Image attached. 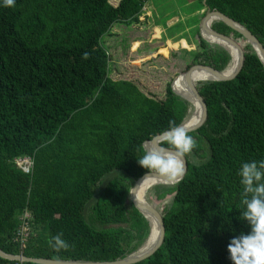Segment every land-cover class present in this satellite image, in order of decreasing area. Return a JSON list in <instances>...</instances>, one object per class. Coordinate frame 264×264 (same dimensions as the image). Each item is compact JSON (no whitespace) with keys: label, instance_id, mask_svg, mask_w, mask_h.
<instances>
[{"label":"trees","instance_id":"obj_1","mask_svg":"<svg viewBox=\"0 0 264 264\" xmlns=\"http://www.w3.org/2000/svg\"><path fill=\"white\" fill-rule=\"evenodd\" d=\"M146 1L15 0L7 7L0 0L4 253L109 262L131 255L146 241L139 252L149 245L150 224L127 203L130 186L147 172L136 159L145 152L142 144L166 131L170 121L180 125L187 120L183 118L190 103L174 94L172 79L162 98L131 81L114 79L101 44L115 23L137 18ZM203 1L206 10L239 23L264 48V0ZM211 28L243 40L244 64L232 80L194 82L207 117L189 132L197 146L185 157L183 178L173 186L151 188L158 200L172 194L167 209L160 212L164 240L135 264H232L227 244L233 235L248 231L240 217L243 186L238 171L243 162L264 160V67L237 32L218 20ZM199 34L195 47L182 49L184 69L202 63L224 72L230 55ZM191 74L213 73L196 69ZM180 89L192 95L185 82ZM202 146L208 149V159L194 163L192 156L203 157L198 153ZM17 158L32 160L30 173L16 167ZM112 172H121L125 179L113 178L101 188L90 206L95 221L91 224L85 218L86 205ZM151 178L158 177L147 176L139 183ZM24 211L30 215V232L20 242L16 231ZM57 233L69 243L67 250L56 252L49 246V238ZM0 264L33 263L0 258Z\"/></svg>","mask_w":264,"mask_h":264},{"label":"rangeland","instance_id":"obj_2","mask_svg":"<svg viewBox=\"0 0 264 264\" xmlns=\"http://www.w3.org/2000/svg\"><path fill=\"white\" fill-rule=\"evenodd\" d=\"M206 11L203 0H147L137 18L127 22L115 23L110 32L104 35L101 40L102 47L108 55L110 75L114 79L131 81L137 84L143 92L162 98L166 83L172 79V84L178 76L186 71L184 69L186 52H183V48L179 49L177 44L172 43H179L180 39H184L187 42L185 50L192 49V46L195 47L197 32L199 33L200 23ZM154 29H157L159 40L151 39L152 35L157 38ZM167 41L172 45L169 48V53L165 52L167 57L163 58L158 54L164 51L161 50V43L165 44ZM236 41L239 45L244 43L243 40ZM211 45L223 49L220 45ZM241 47L243 50L244 46ZM131 50H136V52ZM173 52L176 53V58L179 60L175 59V56L172 55ZM177 97L179 98V96ZM189 108H191L190 105ZM189 108L183 120L187 119L186 121H188L191 117V115L189 116ZM144 150H147L146 147ZM198 153L203 157L199 159L192 156L194 163H201L208 159L207 147L202 146ZM121 174V172H112L102 179L94 198L86 205L85 218L89 223L95 224L90 214V206L99 191L113 178L125 179ZM131 188L130 186L129 192ZM151 188L145 194V202L152 206L155 205V208L162 214L167 209L172 194L158 200L152 196V193L150 194ZM129 192L127 203L131 202Z\"/></svg>","mask_w":264,"mask_h":264},{"label":"clouds","instance_id":"obj_3","mask_svg":"<svg viewBox=\"0 0 264 264\" xmlns=\"http://www.w3.org/2000/svg\"><path fill=\"white\" fill-rule=\"evenodd\" d=\"M3 4L11 7L15 0H3ZM196 146L189 126L170 121L168 129L155 136L151 147L136 160L147 170L146 175L155 173L176 180L185 174V157ZM238 175L243 186L240 217L246 221L248 231L230 238L227 244L229 259L232 264H264V160L243 162ZM132 193L135 198L134 188ZM48 244L56 252L70 247L62 233L51 236Z\"/></svg>","mask_w":264,"mask_h":264},{"label":"water","instance_id":"obj_4","mask_svg":"<svg viewBox=\"0 0 264 264\" xmlns=\"http://www.w3.org/2000/svg\"><path fill=\"white\" fill-rule=\"evenodd\" d=\"M214 20H218V21L223 22L230 29H232L233 31H235L239 35H241L242 38L244 39V41L253 48L256 56L258 57V59L260 60L261 64L264 67V48L260 44V42L256 39V37H254L242 25H240L239 23L235 22L234 20L226 17L225 15L221 14L220 12L207 10L204 18L202 19V21L200 23L201 25H200L199 33L201 35V38H203L208 43L220 45L223 48L225 47L223 45L224 43L227 45L236 47L238 50V53H239V65H238L236 72H234V74H232L229 77L222 76L220 73H222L223 71L216 69L214 66L208 65V64H202V63H197V64L191 65L184 73L181 74V76L184 79V82L186 84L187 89L196 99H198L200 101V103L202 105V110H203L202 111V117H201L200 121L196 125L189 127V132H192V131L199 129L204 124L206 117H207V108H206L205 101L202 98V96L200 95V93L198 92V90L196 89V87L194 85L195 81L192 80L191 73L196 69L208 70L215 75V78L203 79L201 81H228V80L234 79L240 73V71L243 67V64H244V53H243L241 46L238 44V42L236 40L232 39L231 37L226 36V35L221 34V33H218L217 31L212 29L211 28V22ZM207 21H208V23H207ZM172 85H173V83L171 84V88H172ZM172 90H173V88H172ZM178 96L184 100V98L181 95H178ZM180 125H183V123H181ZM161 134H159V135H161ZM159 135H156V136H159ZM153 138L149 141H146V142H152ZM146 142H144L142 144L143 149H145V143ZM186 171H187V161L185 158V172ZM145 175H146V173L134 182L132 188L130 189L129 196H130L132 205L139 211V213L146 219L147 222H148V219H147L146 214L154 216V218L157 220L159 237H158V240L155 242V244L152 246V248H150L148 251L143 252V253H139V251L141 250L143 245L146 243L145 242L136 252L132 253L131 255H128L125 258H122L119 260L109 261V262H80V261L36 259V258H27L23 255L6 254L1 250H0V258L6 259L9 261L22 262V263L26 262V263H33V264H135V263H138V262L148 258L159 248V246L161 245V243L164 240V233H165L164 222H163V219H162L160 212L155 208V206H152L147 202L144 204H139L134 199L132 192H133V188L136 189L139 181L141 179L147 177V176H154V177H158V178H164V177H161L155 173L150 174V175H146V176ZM183 176L176 179L175 181L178 182L179 180H181L183 178ZM165 180H168V179L165 178ZM158 184H165L166 185L167 182L163 181V182H160Z\"/></svg>","mask_w":264,"mask_h":264},{"label":"bare ground","instance_id":"obj_5","mask_svg":"<svg viewBox=\"0 0 264 264\" xmlns=\"http://www.w3.org/2000/svg\"><path fill=\"white\" fill-rule=\"evenodd\" d=\"M208 23V21H207ZM201 36V35H200ZM203 39V38H202ZM204 40V39H203ZM207 42V41H206ZM208 43V42H207ZM212 44V43H210ZM225 47L223 48L227 53L230 54V57H231V62H230V65L229 67L222 73H220L222 76H226V77H229L231 76L232 74H234V72L236 71L237 69V66H238V61H239V57H238V54L236 53V51L232 48V46L230 45H227V44H223ZM191 77H192V80H194L195 82L196 81H201L203 79H213L215 78V75L214 74H191ZM184 83V79L182 76L180 77H177V79L174 80L173 82V85H172V88L173 90L178 94V95H181L184 100L186 99V101L188 103H190L191 107H192V114H191V117H189L188 121H185L183 123L184 126H189V127H192L194 125H196L201 117H202V105L200 104V102L192 95L188 94V93H185L183 92L181 89H180V85ZM171 88V90H172ZM172 90V91H173ZM173 91V92H174ZM174 92V93H175ZM175 93V94H176ZM176 94V95H177ZM177 95V96H178ZM151 143L152 142H146L145 143V147L146 149L148 150L150 147H151ZM17 167V166H16ZM19 169V168H18ZM167 182L166 185H173L175 184V180H165V178H151V179H148V180H144L142 182H140L136 189H135V200L139 203V204H144L146 203L145 202V194L146 192L152 187V186H156V185H165V184H158L160 182ZM177 183V182H176ZM156 184V185H155ZM133 197H134V194H133ZM147 215V219H148V223L150 224L151 228H152V231H153V234H152V239L149 243V245L141 252L139 253H143V252H146L148 251L150 248H152V246L155 244V242L158 240V237H159V230H158V223H157V220L154 218V216L152 215H149V214H146ZM18 263H21V262H18Z\"/></svg>","mask_w":264,"mask_h":264},{"label":"built area","instance_id":"obj_6","mask_svg":"<svg viewBox=\"0 0 264 264\" xmlns=\"http://www.w3.org/2000/svg\"><path fill=\"white\" fill-rule=\"evenodd\" d=\"M15 165L19 168L23 173L28 174L31 172L32 168V160L30 158H17L15 159ZM30 219V215L27 211H24L20 216V221L22 222L19 229L16 231V237L23 242L29 235L30 228L28 224V220Z\"/></svg>","mask_w":264,"mask_h":264},{"label":"crops","instance_id":"obj_7","mask_svg":"<svg viewBox=\"0 0 264 264\" xmlns=\"http://www.w3.org/2000/svg\"><path fill=\"white\" fill-rule=\"evenodd\" d=\"M201 25V24H200ZM154 33H157V38H154L153 37V35H152V37H151V39H153V40H159V34H158V32H157V29H154ZM200 35V34H199ZM187 42L184 40V39H180L179 40V43L178 42H174V43H172V44H177L180 48L179 49H181V48H185L186 47V44ZM172 44H170V42L169 41H167L165 44H162L161 43V46H162V51L164 50H166L165 52L166 53H169L168 51L170 50L169 48H171V45ZM188 47V46H187ZM174 50H175V48H173ZM159 50V49H158ZM131 51H133V52H136V50H131ZM165 52H163V53H161V54H158V53H156V54H158V55H161L163 58H165V57H167L166 55L167 54H165Z\"/></svg>","mask_w":264,"mask_h":264}]
</instances>
